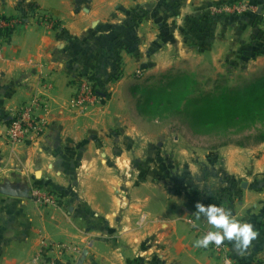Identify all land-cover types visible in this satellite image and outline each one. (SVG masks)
<instances>
[{
	"label": "crops",
	"instance_id": "obj_1",
	"mask_svg": "<svg viewBox=\"0 0 264 264\" xmlns=\"http://www.w3.org/2000/svg\"><path fill=\"white\" fill-rule=\"evenodd\" d=\"M234 2L249 13L224 12ZM27 5L57 26L21 22L0 34V264H33L41 249L74 264H222L193 247L212 227L195 204L215 194L257 232L246 250L225 240L236 264H264V140L201 151L174 144L163 166L154 144L144 152L137 111L146 78L187 54L264 58L252 21L264 22V0H0V18ZM80 77L100 96L85 108L71 102ZM36 98L44 134L10 145L9 117ZM213 161L226 179L209 173ZM37 186L56 204L35 201Z\"/></svg>",
	"mask_w": 264,
	"mask_h": 264
},
{
	"label": "rangeland",
	"instance_id": "obj_2",
	"mask_svg": "<svg viewBox=\"0 0 264 264\" xmlns=\"http://www.w3.org/2000/svg\"><path fill=\"white\" fill-rule=\"evenodd\" d=\"M20 1L25 3V0ZM25 9L27 13V6ZM224 12L240 15L228 10ZM215 13L210 12L211 15ZM256 26L258 34H264V22L259 19ZM215 59L216 57L212 55L203 57L202 54L197 53L187 54L185 60L183 59L174 68L149 75L140 90L144 99L140 101L143 111L142 108H137L140 117L139 132L143 137V140L140 137V143H144V152L147 142L154 144V151L161 152L159 156L163 166H168V155L172 153L174 144H181L198 151L214 150L210 149V146L219 144L223 140L236 142L248 133L256 134L257 131H264V120L240 121L228 128L204 125L212 117L208 112L213 106L222 108L231 106L232 109L237 105V101L245 99L246 93L254 92L264 82V58L254 59L250 64L249 53L243 55L239 61ZM178 79L179 83L185 79L190 83L187 91L180 97V100L183 99L176 105H167L164 111L149 110L151 101L165 100L168 93L173 92V85ZM150 88H155V91L149 90ZM159 142L161 150L155 148ZM217 165V161L210 163L209 173L224 180Z\"/></svg>",
	"mask_w": 264,
	"mask_h": 264
},
{
	"label": "built area",
	"instance_id": "obj_3",
	"mask_svg": "<svg viewBox=\"0 0 264 264\" xmlns=\"http://www.w3.org/2000/svg\"><path fill=\"white\" fill-rule=\"evenodd\" d=\"M221 9L222 8H212V12H217ZM228 10L241 14L247 10V6L243 2H234L229 6ZM21 22L43 25L51 29H54L57 26L56 22L50 18L49 15L39 13V11L34 8L33 10L28 9L25 17L0 18V32L11 31L16 24ZM76 84L75 93L71 98L73 104L85 108L93 105L97 99H100V96L94 91L92 82L89 78L80 77L76 80ZM41 105V100L36 98L32 103L20 104L14 114L9 117L4 132L10 145L34 141L44 134L47 124L44 119L37 114V110ZM32 197L42 205L56 204L57 201V198L50 194L47 189L39 186L32 190ZM208 204H217L227 208L219 201H210ZM205 233L206 232L203 234ZM59 247L60 249H64L63 245H59ZM208 248L220 256L222 264H236V259L229 253L225 241L220 246L210 244ZM71 250L76 251L77 249L74 246ZM32 262L33 264H74L69 260H62L61 258H49L45 254L44 249L39 250L33 256Z\"/></svg>",
	"mask_w": 264,
	"mask_h": 264
},
{
	"label": "trees",
	"instance_id": "obj_4",
	"mask_svg": "<svg viewBox=\"0 0 264 264\" xmlns=\"http://www.w3.org/2000/svg\"><path fill=\"white\" fill-rule=\"evenodd\" d=\"M22 2V1H21ZM35 6L33 5H27V9L33 10ZM249 12L243 13L240 15H232L236 17L246 16ZM26 15V9L22 11V14L20 17H25ZM254 18H252L253 23L256 24V22H259V17H257V14H253ZM10 31H5L3 33L0 32V34L7 38L9 36ZM233 65V63H231ZM231 65V66H232ZM89 77V76H88ZM90 80V79H89ZM91 81V80H90ZM176 81L174 83V89L173 92H169L167 98L157 100V101H151L148 108L156 109V110H166L167 105L172 104L176 105L179 101H181L183 98L180 97L184 95V92L187 91L190 83L187 81V79L182 80L181 83ZM184 83V84H183ZM194 84V83H193ZM93 86L94 91L99 94L97 89ZM164 97V96H163ZM237 105L235 107H220V106H213L211 111L208 112V115H212L209 122H205L204 125L206 126H214L215 128H228L235 125V123H239L240 121H254V120H264V82L261 83L260 87L256 88L254 92H248L245 94V99H241L237 101ZM228 108V109H227ZM242 139V140H241ZM252 139L253 141H250ZM245 140V141H243ZM264 140V131H257V133H248L243 138H240L239 141H228L223 140L219 144H213L210 146V149L216 150L219 147L225 146L229 143L240 145V146H248L257 144L259 142H262ZM208 147V146H207ZM224 179H226V176H224ZM210 201H219L220 203H225L222 201L220 194H215L210 197ZM226 206V205H225ZM227 207V206H226Z\"/></svg>",
	"mask_w": 264,
	"mask_h": 264
},
{
	"label": "clouds",
	"instance_id": "obj_5",
	"mask_svg": "<svg viewBox=\"0 0 264 264\" xmlns=\"http://www.w3.org/2000/svg\"><path fill=\"white\" fill-rule=\"evenodd\" d=\"M195 213L197 219L203 216L212 227L193 241V247L208 248L210 244L220 246L228 240L237 249L246 250L257 236L250 222L236 219L229 209L221 205L197 202Z\"/></svg>",
	"mask_w": 264,
	"mask_h": 264
}]
</instances>
